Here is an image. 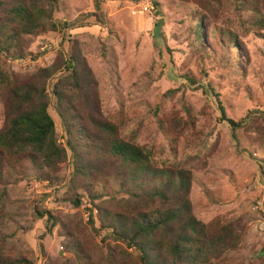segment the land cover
<instances>
[{
	"label": "rangeland",
	"instance_id": "obj_1",
	"mask_svg": "<svg viewBox=\"0 0 264 264\" xmlns=\"http://www.w3.org/2000/svg\"><path fill=\"white\" fill-rule=\"evenodd\" d=\"M253 1L260 15L237 12L235 0H220L209 12L218 30L239 32L248 57L242 67L221 31L206 35L214 45L207 43L211 54L197 49L190 30L197 5L190 0H158L162 39L155 36L153 0H102L100 11L93 0H60L56 20L72 22L93 14L89 26L64 37L54 32L25 36L36 60L0 57V68L25 82L55 62L60 66L79 55L96 81L85 112L114 124L159 163L191 170L195 216L206 223H232L236 247L213 264H264V0ZM253 15L259 17L256 26L250 24L257 21ZM64 76L61 70L49 81L51 94ZM56 104L52 95L50 113L65 144ZM5 107L0 94V129ZM228 120L245 121L237 138ZM68 153L55 185L41 186L29 165L25 179L10 187L9 204L18 216L4 229L7 253L27 264H79L65 248L73 241L64 234L69 229L86 243L95 264H109L110 259L135 264L134 248L110 239L102 243L106 232L97 235L91 230L86 196L80 208L66 200L74 174ZM36 206L58 218L52 231L46 218L35 220Z\"/></svg>",
	"mask_w": 264,
	"mask_h": 264
},
{
	"label": "trees",
	"instance_id": "obj_2",
	"mask_svg": "<svg viewBox=\"0 0 264 264\" xmlns=\"http://www.w3.org/2000/svg\"><path fill=\"white\" fill-rule=\"evenodd\" d=\"M190 1H196L197 5L192 11L190 27L197 49L211 54L207 43L213 44L206 35L221 31L228 39L227 47L235 54L236 63L242 67L248 57L239 42V32L218 30L209 14L220 0ZM235 1L237 12L262 13L253 0ZM59 2L0 0V57L36 60L26 46L25 36L54 32L64 37L69 31L89 26V18L95 16L89 14L72 22L58 21L55 12ZM93 2L100 11L102 0ZM153 2L157 18L155 36L162 39L161 5L158 0ZM253 16L257 21L250 24L256 26L259 17ZM57 64L38 71L25 82L0 68V94L6 105V119L0 129V264L26 262L7 253L4 229L16 222L18 216L9 204L10 187L25 179L29 165L41 186L55 185L61 164L69 159L68 152L73 158L74 174L66 200L80 208L86 196L87 205H91L85 207L91 230L97 235L106 232L102 243L110 239L134 248L135 264H213L234 250L238 238L232 223L222 219L206 223L195 216L191 201L192 171L159 163L151 151L127 139L114 124L100 119L94 112H85L87 106L91 107L88 95L93 93L96 81L84 68L86 64L79 55L63 60L60 66ZM61 70L65 76L55 83L51 94L49 81ZM52 95L67 135L65 144L58 139L50 113ZM228 122L237 138L236 133L245 121ZM34 212L37 213L35 220L47 219L49 231L59 223L51 210L36 206ZM64 234L73 238L65 248L76 256L79 264H95L83 240H78L69 229ZM108 263L116 264L113 259Z\"/></svg>",
	"mask_w": 264,
	"mask_h": 264
}]
</instances>
